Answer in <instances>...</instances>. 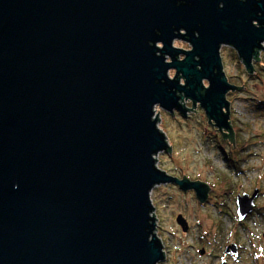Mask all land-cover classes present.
Segmentation results:
<instances>
[{"label": "water", "instance_id": "obj_1", "mask_svg": "<svg viewBox=\"0 0 264 264\" xmlns=\"http://www.w3.org/2000/svg\"><path fill=\"white\" fill-rule=\"evenodd\" d=\"M263 45L264 0H0V264L163 262L152 190L203 205L211 188L158 168L156 108L199 104L233 135L221 49L253 73ZM257 195L238 197L240 221Z\"/></svg>", "mask_w": 264, "mask_h": 264}, {"label": "rangeland", "instance_id": "obj_2", "mask_svg": "<svg viewBox=\"0 0 264 264\" xmlns=\"http://www.w3.org/2000/svg\"><path fill=\"white\" fill-rule=\"evenodd\" d=\"M174 46L191 49L183 41H175ZM221 57L230 84L246 89L227 96L235 128V149L230 140L223 139V134L208 125L199 104V114L189 112L187 119L177 112L169 114L156 108L158 127L172 147L171 155L156 156L158 168L171 177L185 176L211 188L203 205L194 191H181L174 184L152 190L150 197L158 220L156 234L166 254L160 264H264V111L259 109L260 101H264V70L259 68L258 76L248 75L237 52L229 46L222 48ZM259 65H264V55ZM174 75L171 71L172 79ZM204 84L208 87V82ZM184 103L191 106L192 102ZM236 166L240 170L231 169ZM256 190L253 212L240 221L238 197H252ZM178 215L189 223L187 233L177 224ZM233 243L239 248L237 257L225 253L226 246ZM202 249L204 255L200 254Z\"/></svg>", "mask_w": 264, "mask_h": 264}, {"label": "flooded vegetation", "instance_id": "obj_3", "mask_svg": "<svg viewBox=\"0 0 264 264\" xmlns=\"http://www.w3.org/2000/svg\"><path fill=\"white\" fill-rule=\"evenodd\" d=\"M256 26L258 25L257 23H254ZM224 47V46H223ZM222 47V48H223ZM263 47H264V45H263ZM222 50V49H221ZM257 52V57L256 58H254V60H253V67H254V71H253V73H250V72H248L247 71V69H246V67H245V69H246V71H247V73H248V75H250V76H258V75H260V70H259V68L260 69H263L264 70V65H259L260 64V62L262 61V55H264V49L263 50H261V51H256ZM239 61L244 65V63H243V61L239 58ZM245 66V65H244ZM241 88V87H240ZM240 90H242V88L240 89ZM239 92V91H238ZM190 110H192V108L194 107L193 106V104L191 103V106H187ZM197 107V106H196ZM195 108V107H194ZM211 124V123H210ZM231 125H232V122H231ZM211 126H213V127H215V125L214 124H211ZM216 128V127H215ZM232 128H233V135H231V136H229V133L228 132H226V131H224V132H221L220 130H218L217 128V131L220 133V134H223V137L226 139V140H230V141H234L235 140V128L233 127V125H232ZM234 244V243H233ZM227 247V246H226ZM227 255H230V254H227ZM237 257V256H236ZM227 262V261H226ZM229 264V263H228Z\"/></svg>", "mask_w": 264, "mask_h": 264}, {"label": "trees", "instance_id": "obj_4", "mask_svg": "<svg viewBox=\"0 0 264 264\" xmlns=\"http://www.w3.org/2000/svg\"><path fill=\"white\" fill-rule=\"evenodd\" d=\"M240 89H241V88H239V90H238L239 92L242 91V90H240ZM259 107H260L259 109H261V111H262V110L264 111V101H260V105H259ZM229 169H230V168H229ZM231 169H232V170H235V171L240 170L238 166H236V167H232Z\"/></svg>", "mask_w": 264, "mask_h": 264}]
</instances>
